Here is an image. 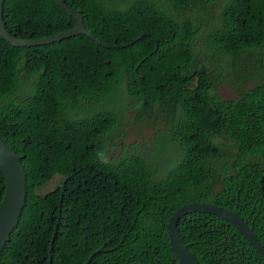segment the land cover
Returning <instances> with one entry per match:
<instances>
[{
  "label": "trees",
  "instance_id": "16d2710c",
  "mask_svg": "<svg viewBox=\"0 0 264 264\" xmlns=\"http://www.w3.org/2000/svg\"><path fill=\"white\" fill-rule=\"evenodd\" d=\"M65 1L110 49L85 35L15 48L0 34V137L29 178L0 264H49L55 234L52 264H86L102 248L91 264H180L168 225L193 202L238 213L264 248V82L220 96L227 58L240 84V68L264 71V0ZM211 11L218 25L207 26ZM4 16L28 40L77 27L57 0H6ZM131 109L137 123L155 117L147 147L125 144ZM179 228L200 264H235L221 232L237 231L221 217L193 212Z\"/></svg>",
  "mask_w": 264,
  "mask_h": 264
},
{
  "label": "water",
  "instance_id": "95a60500",
  "mask_svg": "<svg viewBox=\"0 0 264 264\" xmlns=\"http://www.w3.org/2000/svg\"><path fill=\"white\" fill-rule=\"evenodd\" d=\"M61 7L66 10L77 21V27L71 31L63 32L58 35H52L42 39L28 40L17 35H13L6 27L4 16V5L6 0H0V34L15 48H37V46H46L62 42L81 35H85L94 40L98 45L105 49H110V45L102 42L94 36L86 27L85 19L74 11L65 0H57ZM81 12H83L81 10ZM136 42V41H134ZM119 46L115 45L114 49ZM0 170L5 177V194L0 203V255L10 243L12 236L18 231L29 197V178L26 166L22 158L0 137ZM204 211L228 222L237 232L248 242L252 250L264 262V248L260 245L254 236L251 228L242 219L238 213H234L219 205L210 202H193L179 207L171 216L168 230L171 249L180 264H200L195 255L188 249V244L182 239L179 224L183 217L188 214ZM59 226H57L58 230ZM56 241V234L50 248V263L52 264L51 252ZM108 252L102 248L95 251L87 260L86 264H91L94 257L98 254Z\"/></svg>",
  "mask_w": 264,
  "mask_h": 264
},
{
  "label": "rangeland",
  "instance_id": "374dc122",
  "mask_svg": "<svg viewBox=\"0 0 264 264\" xmlns=\"http://www.w3.org/2000/svg\"><path fill=\"white\" fill-rule=\"evenodd\" d=\"M216 11H211L210 12V17L207 18V26L210 24L218 25V22L216 20ZM204 45V43H203ZM263 53H255L256 57L262 56ZM214 55H209V57H213ZM228 59V64H225L224 62L222 63V70L226 72L225 77L227 78V83L223 85L220 89V96L222 100L226 102L230 101H237L241 98V96L249 91H252L255 86L261 84L264 82V71H262L261 68L256 67L255 65L250 69L248 72V68L240 65V67H244L247 70H243L242 68L239 69L240 73L243 71L241 76L248 75L245 80L243 78V82L240 84L236 79H235V67L233 65V61L230 58ZM253 60H249L248 58H244L243 63H248L252 62L253 64L255 63L256 58H252ZM242 63V61H241ZM240 78V76L238 77ZM136 115L137 111L135 110H129L128 115L124 118V123H125V137L126 141L125 144L127 146L131 145H139L141 148L147 147L150 141L154 138L155 136V128L153 126L155 117L150 120H145L143 123H137L136 121ZM152 123V125H151ZM152 152V150H151ZM116 154L120 153V151H116ZM180 155H178L179 157ZM155 166V165H154ZM60 185V179L56 177L43 191L42 194L44 197L49 195L51 192H54Z\"/></svg>",
  "mask_w": 264,
  "mask_h": 264
},
{
  "label": "flooded vegetation",
  "instance_id": "af4514ba",
  "mask_svg": "<svg viewBox=\"0 0 264 264\" xmlns=\"http://www.w3.org/2000/svg\"><path fill=\"white\" fill-rule=\"evenodd\" d=\"M221 233L223 234V237L225 238V241H223L222 245L227 246L226 249L229 251V259H234L235 264H255L252 261V257L247 256V253L249 251H246L244 242L239 240L236 237V234H239V233L237 232H221ZM243 240L246 241L244 238Z\"/></svg>",
  "mask_w": 264,
  "mask_h": 264
},
{
  "label": "clouds",
  "instance_id": "9594fccd",
  "mask_svg": "<svg viewBox=\"0 0 264 264\" xmlns=\"http://www.w3.org/2000/svg\"><path fill=\"white\" fill-rule=\"evenodd\" d=\"M54 179H55V178H54ZM54 179H53V180H54ZM53 180H52V181H53ZM49 184H50V183H49ZM241 217H242V216H241ZM242 219H243V217H242ZM244 221H245V220H244ZM245 222H246V221H245ZM246 223L248 224V222H246ZM248 227H249V225H248ZM249 228H251L252 231H253L254 225H252V227H249ZM236 231H237V230H236ZM253 234H254V233H253ZM254 236H255V235H254ZM255 237H256V236H255ZM246 242H247V241H246ZM258 242H259V241H258ZM247 243H248V242H247ZM252 251H253V250H252ZM254 253H255V252H254ZM255 254H256V253H255ZM256 255H257V254H256ZM263 263H264V262H263Z\"/></svg>",
  "mask_w": 264,
  "mask_h": 264
}]
</instances>
